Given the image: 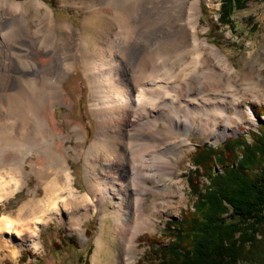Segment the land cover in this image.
Wrapping results in <instances>:
<instances>
[{
	"label": "bare ground",
	"instance_id": "obj_1",
	"mask_svg": "<svg viewBox=\"0 0 264 264\" xmlns=\"http://www.w3.org/2000/svg\"><path fill=\"white\" fill-rule=\"evenodd\" d=\"M84 1L96 12H87L81 33L71 23H57L40 0L28 1L33 12L17 0H0L6 9L0 18V201L27 186L32 176L36 179V188L15 215L0 217V230L29 233L30 246L39 249V224L62 222L67 212L85 238L84 218L92 209L101 210L103 221L112 219L111 236L120 239L115 260L133 264L136 238L154 227L160 202L169 205L171 196L184 194V185L173 175L177 159L170 156L188 143L189 131L208 133L218 141L237 129L231 113L238 119L244 116L240 96H226L233 86L232 64L199 36L200 0ZM98 21L100 27L87 34L89 25ZM148 34L172 52L173 70L180 78L149 58ZM48 38L66 43L67 49L61 52L47 44ZM76 68L88 81L89 108L96 120L90 140L69 115L66 131L55 111L58 105L71 104L62 81ZM246 113L253 117L249 108ZM72 136L75 142L67 145ZM79 158L85 192L75 185L70 164ZM162 177L171 185H163ZM38 187L43 190L40 197ZM91 264H97L96 255Z\"/></svg>",
	"mask_w": 264,
	"mask_h": 264
},
{
	"label": "rangeland",
	"instance_id": "obj_2",
	"mask_svg": "<svg viewBox=\"0 0 264 264\" xmlns=\"http://www.w3.org/2000/svg\"><path fill=\"white\" fill-rule=\"evenodd\" d=\"M17 1L25 3L27 12H33L29 7V0ZM40 1L54 13L57 23H71L81 33L83 19L88 17L90 12H96L95 9L86 8L84 0ZM199 5L201 6L198 23L199 36L201 39L206 38L208 42L215 44L232 64L234 69L230 72V77L233 86L227 88L226 96H229L230 92L237 93L240 96L238 107L243 111L244 118H234L235 115L231 113V117H233L232 126L237 129L218 141H214L208 133L205 135V133L189 131L187 135L188 143H182L178 152L170 156L172 159H177V166L173 175L179 184L184 185V194L180 196L179 191V193L171 196L169 205L161 200V202L159 201L160 206L156 212L154 227L141 232L136 238L137 246L133 264H138L140 259L145 258V252L149 249L146 241L147 237L156 236L163 240L167 221L180 219L181 214L191 206L192 192L188 175L195 168L192 156L195 149L203 144L216 146L223 143L228 137L246 135L250 139L251 132L257 130L264 118L263 115L259 116L255 113L256 109L264 107V0H251L247 2L245 8L236 9L232 16L233 26H221L219 24L221 0H200ZM42 9L44 10V8ZM43 10L41 12H44ZM5 12L6 9L0 7V18L6 16ZM28 16L31 18L32 14L29 13ZM92 17L94 16L92 15ZM100 22L90 24L86 29L87 34L93 33L94 27L99 28ZM91 39L92 37L88 39L90 43ZM144 39L147 43L149 58H156L160 63V67H164L168 73L175 74L180 78L178 71L173 70L172 52L163 46V42L158 38L156 39L152 34H148ZM46 43L61 52L67 49L66 43L58 45L56 41L49 38ZM62 82L63 89L71 100V104L69 106L58 105L55 109L56 116L66 131L69 130L67 115L79 122L86 129L90 140L96 133V120L89 108V86L82 69L76 68L69 71ZM230 108L233 112L235 111L232 105H230ZM247 108L253 113L251 119L246 113ZM42 138L44 140L43 135ZM74 142V136L66 140L67 145ZM70 164L75 185L85 192L87 187L82 158L70 160ZM160 181L165 186L172 183L171 180L165 177H162ZM35 188L36 179L32 176L28 180L27 186L17 190L8 199L0 201V217L3 214L15 215L20 204L30 196V191ZM37 190L39 197L42 196L43 190L40 187ZM152 198L153 192H150L146 199L149 202ZM101 214V210L92 209L88 216L84 218L82 227L85 230V238H81L80 234L75 231L71 221L67 219V212H64L66 219L62 222L52 219L39 224L42 242L39 249L30 246L32 237L29 233L17 236L5 230H0V264H82L85 257H87L88 264H91L95 255L97 264H119L115 259L120 256V239L117 236L114 238L111 236L112 219L106 217L103 221ZM103 228L104 234L102 233ZM101 233L103 240L96 252V241ZM165 241H168V239ZM11 250H15V253H11Z\"/></svg>",
	"mask_w": 264,
	"mask_h": 264
},
{
	"label": "trees",
	"instance_id": "obj_3",
	"mask_svg": "<svg viewBox=\"0 0 264 264\" xmlns=\"http://www.w3.org/2000/svg\"><path fill=\"white\" fill-rule=\"evenodd\" d=\"M249 1L221 0L219 24L233 26L234 11ZM255 113L264 116V107ZM192 156L191 206L167 221L163 240L147 237L138 264H264V118L250 139L203 144Z\"/></svg>",
	"mask_w": 264,
	"mask_h": 264
}]
</instances>
